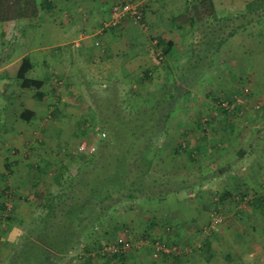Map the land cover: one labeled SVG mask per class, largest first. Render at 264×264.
Listing matches in <instances>:
<instances>
[{"label": "crops", "instance_id": "crops-1", "mask_svg": "<svg viewBox=\"0 0 264 264\" xmlns=\"http://www.w3.org/2000/svg\"><path fill=\"white\" fill-rule=\"evenodd\" d=\"M44 1L43 9L34 18L0 21L1 93L8 98L7 103H11L9 111L7 104L3 108L6 123L13 118L15 109L19 111L18 126L27 122L22 118L23 113H33L28 122L33 119L36 121L43 113L44 98L39 92L33 88H22L21 83L13 82L24 58H29L32 62L29 72L32 71L34 76L29 78L43 80V87L51 85L53 79L55 81L59 77L66 86L81 87L83 82H88L87 85L92 89L99 84L107 85V89L110 85L118 86L119 89L126 85L135 86L136 79L143 72L149 71L152 79L161 69L152 38H163L176 43L170 36V30L181 28L182 23L178 20L183 13L178 0H136L141 4L147 30L130 22L124 23L122 27L104 28L114 0ZM214 3L216 5L215 0ZM225 48L222 46L219 51L223 53ZM253 56L251 55L250 60L253 58L254 65L246 60L236 61L237 70L232 73H228L229 65L225 63L227 74L231 78L229 80H220L216 72L211 74L207 69L205 78L210 83L211 92H216L212 100L207 97V101L211 100L207 106L203 103L200 107L198 105V78H189L193 86L191 91L194 92L192 99L190 98V119L194 118L189 127H186L188 132L176 130L183 135L194 134V137L190 136L188 144L195 151V158L192 157L189 164H186V167L189 166L187 181L180 182H191L194 187L191 188L195 191L188 196L172 195V202L167 201L168 195L160 201H163L166 208L165 215H170L172 219L169 220L170 223L179 230L186 229L188 224L197 226L206 223L215 204L220 206L225 215L219 230L204 237V245L198 244L201 245L200 254L191 257L193 260L189 259L191 264H196L195 261L197 264L208 263L214 252L211 247L220 243L217 237L220 232L231 249L230 253L225 252L228 257L232 254L240 262L244 256L263 253L264 91L258 96L253 93L258 88L264 90V62L255 61ZM214 65L213 68L217 70L218 64ZM165 67L174 70L176 64L169 62ZM198 67V64L196 68L190 65L191 69ZM40 70L44 73H40ZM221 70L225 72L224 69ZM239 83L246 90L250 88L251 95H241L238 101L232 100L236 104V115L231 118V114L227 112L229 110L217 103L237 90L240 92L242 89H239ZM256 98L263 109L261 113L252 109ZM204 111H207L209 121L203 127L199 117L206 114ZM11 124L9 128L14 129L16 124ZM235 214L241 220H233ZM189 238L194 242L197 236L193 233ZM176 240L182 243V240L176 238L173 241ZM205 244H211V247L209 254L202 256L201 249ZM134 256H131L132 261L135 260ZM172 259L168 257L169 264H178L182 258L176 254ZM152 264H156V261Z\"/></svg>", "mask_w": 264, "mask_h": 264}, {"label": "rangeland", "instance_id": "rangeland-1", "mask_svg": "<svg viewBox=\"0 0 264 264\" xmlns=\"http://www.w3.org/2000/svg\"><path fill=\"white\" fill-rule=\"evenodd\" d=\"M178 1H180L181 9L185 13L187 6L192 0ZM215 1L217 11L219 16H221L223 14L236 13L244 10L246 3L251 0ZM215 27L213 25L212 29ZM170 31V36L175 39L176 43L174 44L176 45L168 53H165L163 48L156 46L154 42V40H157L156 38L153 37L151 41L153 47L156 49L155 56L161 66V69L157 72L158 74L152 76L151 80H147L144 85L145 87L142 89L138 85V81H136L137 84L135 86H121L117 90L119 96L116 101V108H114L115 111H121L123 114L130 112V108H128L126 103L128 102L126 100V91L129 88L136 89V92L139 94L136 96L139 102L145 97H152L155 100L156 91L157 95H159L161 93L160 90L166 85L171 86L173 89L174 87H179L176 89L179 92L178 94L188 91L184 99L176 98L177 108L167 122V135L160 139L158 146L160 151L150 173V176L155 178L157 183L165 180L171 181L172 183L187 181L189 177L187 175L189 173V166L186 167V164H189L190 158L186 154L178 155L173 151L182 142L189 146L190 136L194 137V134L189 135L185 133L183 135L177 131L178 129L187 131L188 129L186 127H189L190 121L194 118L192 117L190 119V98L193 97L194 92L191 91L193 86H191V80L189 78H198V105L200 107V104L203 103L207 106L216 95V92H211L210 83L205 78L206 75H204V72L207 69H210L211 74L216 72L218 79L229 80L231 78L227 74L225 63L229 65L228 71H230L228 73H232L233 70H237L235 65L236 61L238 62L240 60L242 62L246 60L251 65H254L253 58L250 60L251 55H254L255 61L264 62V18L229 38L223 45L226 47L224 52L218 51L213 58L208 53L209 50H206L208 45L212 44L211 34L206 25L201 24L200 26H196L192 22L182 23L181 28ZM209 47L212 49L213 46L211 45ZM253 50L255 51L253 54L249 53L253 52ZM169 62L176 64L174 71L168 70L165 67ZM211 62L218 64L217 70L213 68L215 63L212 64ZM196 64L199 66L197 69L190 68V65L196 68ZM221 69H224L225 72ZM201 70L202 72H200ZM169 71L171 74H169ZM40 73L43 74L44 71L40 70ZM33 76L34 73L30 71L28 77ZM13 82L19 84L20 80L14 77ZM52 82L51 85H47L40 90L45 93L41 118L36 121L33 119L30 122H23L24 124L18 126L19 111L17 112L16 109L12 115L16 119L12 118L10 121L8 120V123H6L7 117L4 119L3 108L7 104L9 111L11 103H7L8 98L4 97L1 93L3 81L0 79V124H2L0 125V264H11L12 259L17 253L21 255L27 248L33 251H42L47 258L53 257V259L49 260L50 264H152L154 261H156V264L157 262L158 264H165V262L169 264L168 257L173 260V255L176 254L182 258L178 264H191L189 263V259L193 260L191 257H197L200 254L199 247L204 245V237L213 235L215 231L219 230L222 223L216 229L206 234L204 228L211 223L212 218L210 215L206 223H197L199 226H196V224H188L186 229L179 230L176 225L170 223L169 220L172 221L170 215H165L166 211L164 210L163 201H160V199H152L149 201L146 197L136 200L124 199L116 202L100 222L97 223V217L92 222H88V230L80 237L81 240L76 247L68 253H61L55 256L52 254L54 248L44 249L45 246H42V243L34 245L36 242H31H39L41 232L38 231V228L40 226L41 228L46 226L39 220V216L42 214L41 211H43L39 208L38 204L39 192L42 190L45 191L46 189L53 193L59 191L60 186L53 182V176L57 170L58 172L61 170V167H57L60 161H69V156L72 154L71 172L72 174L76 172L79 164L73 161L74 157L80 154H91L87 153V151L81 152L79 150L81 143L85 141L87 145L97 148L100 133L96 125L98 117L90 115L91 110L95 109L98 111L97 104L99 103L101 111H103L107 95L109 98L111 96V90L107 89V85L99 84L94 89L87 85L89 84L88 82L87 84L83 82V86L81 87H77L76 85L66 86L61 77L55 81L53 79ZM12 87L14 88L15 86ZM239 89L242 90L239 92L236 89V92L230 94L228 97H224V100L238 101V97H241V95H251V89L246 90L241 83H239ZM259 89L255 90L253 94H257L258 96L264 91L262 88L261 90ZM34 90L32 89L31 91L34 92ZM35 91L38 93L37 90ZM207 97L211 100L207 101ZM36 98L39 97L37 96ZM137 101L136 103H138ZM220 101L217 103L218 105H221ZM254 102L256 103H254L252 108L253 111L261 113L263 109L259 106V100L256 98ZM235 111L234 109L229 110L228 114H231L229 117H234L236 115ZM204 112L206 114L199 117L203 127L209 121L207 111ZM85 118L89 120L88 126L92 127V129H89L86 138L81 134L79 129L80 123ZM11 122L14 125L16 124L14 129L9 128ZM95 152L96 149L92 153ZM62 172H64V167L59 172V175ZM202 181H204V178ZM191 187H193L191 182H185V184H179L176 187L175 184L172 185L165 190L168 195H166L167 201L172 202L174 200L170 197L172 195L183 194V196H188L190 192L195 191ZM87 189H89V186ZM155 189L157 190V188ZM112 195L113 198L109 202H105V204H109L113 199L120 197L119 194L113 193ZM2 205L5 207L1 208ZM91 212L93 213V211ZM233 217V220H241V217L237 216V214ZM57 228V226L55 228V225H53L51 229L57 230ZM46 232L43 233V236ZM48 233L53 234V231L48 230ZM193 233L197 238L194 242H191L189 237ZM220 233H217V237L220 239L219 245L211 247V244H205L206 246L204 248L202 246V256H205L207 253L209 254L208 250L210 247L214 250L211 259L208 263L204 262V264H264V246L263 253L248 257L244 256L240 262L232 254L231 257H228L225 252L230 253V248L227 246V239ZM175 238L182 240V243L177 240L173 241ZM66 239H63L61 245L65 244V242H74L69 237ZM120 240L128 241L131 244L132 250L130 249L125 254L126 257L116 262H109L105 257L98 254L97 251L100 250L103 244ZM29 242L31 244H28ZM42 242L44 243V241ZM157 242L165 244L171 249V252L158 251L156 246ZM167 255L172 256L167 257ZM131 256H134V261L131 260ZM15 260H17L15 264H24L25 259L18 258ZM194 263L197 264L196 261Z\"/></svg>", "mask_w": 264, "mask_h": 264}, {"label": "trees", "instance_id": "trees-1", "mask_svg": "<svg viewBox=\"0 0 264 264\" xmlns=\"http://www.w3.org/2000/svg\"><path fill=\"white\" fill-rule=\"evenodd\" d=\"M43 2L45 1L0 0V21L34 18L43 9ZM262 18H264V0H251L246 3L244 10L221 16H219L214 0H192L187 6V11L181 14L178 20L183 24L192 22L196 26L202 24L208 27L212 44L208 45L206 50H209L208 53L213 58L229 38L255 24L256 21L259 22ZM213 25L216 26L214 29H212ZM211 45L212 49L209 47ZM156 46L168 53L173 48L174 42L160 38L157 39ZM31 68L30 59L24 58L17 73L21 87L33 88L39 92L41 97H44L45 93L40 90L45 83L43 80L28 77L27 74ZM206 72L207 70L204 73ZM149 73L145 71L141 78L136 79L141 89L145 87L146 81L151 79ZM178 88L173 89L166 85L160 90L159 95L156 91L155 100L152 97H145L140 102L137 101L136 96L139 94L136 89L129 88L126 91L128 101L126 103L130 112L124 114L114 110L119 96L118 86H111L108 89L111 90V96L109 98L107 95L104 110L101 111L98 103V111L92 109L90 114L98 117L96 125L100 133L96 152L75 156L73 161L78 162L79 167L74 174L71 172L73 154L69 156V161H60L57 167H61V170L64 167V172L59 175L61 170L59 172L57 170L53 176V182L60 186L59 191L53 193L48 189H46L47 192L39 190L38 204L43 210L39 220L46 226L38 228L41 232L40 240L39 242L31 241L36 242L34 245L42 243V246H45L44 249L54 248L52 254L55 256L68 253L76 247L81 240L80 237L88 230V222H92L96 217L98 218L97 223L100 222L116 202L143 197L149 200L163 199L167 195L165 191L167 188L174 184L175 187L179 184L183 185L182 182L172 183L167 180L157 183L156 179L150 176L160 151L158 147L160 139L167 135V122L177 108L175 100L177 97L184 99L188 93L186 91V93L178 94L179 92L176 91ZM32 116L33 113L28 111L23 113L22 118L28 122ZM88 122L89 120L85 118L79 125L80 132L85 138L89 129H92L88 126ZM173 151L178 155L186 154L190 160L192 157L195 158V151L191 150L186 143H179ZM88 186L89 189H87ZM113 193L119 194L120 197L105 204L113 198ZM4 207L2 205L1 208ZM219 207L218 204L213 205L212 211L220 209ZM221 213L223 214L222 211ZM51 221H53L52 224H50ZM53 225L55 228L58 227L57 230L51 229ZM48 230L53 231V234H49ZM45 231L47 232L43 236ZM67 237L73 239L74 242H65L61 245L63 239L67 240ZM124 257H126L125 254H115L106 259L109 262H116ZM18 258H24V264H50L49 260L53 259V257L47 258L42 251H33L30 248L24 250L21 255L17 253L11 264L17 263L15 259Z\"/></svg>", "mask_w": 264, "mask_h": 264}, {"label": "built area", "instance_id": "built-area-1", "mask_svg": "<svg viewBox=\"0 0 264 264\" xmlns=\"http://www.w3.org/2000/svg\"><path fill=\"white\" fill-rule=\"evenodd\" d=\"M126 22L138 25L145 30L148 29L147 23L143 19V12L141 4L139 2H136L135 0H114L112 12L108 21L104 23V28L122 27ZM154 42L156 44L157 40H154ZM220 102L221 105H223L228 110H235L236 108V104L232 101H226L224 99H221ZM79 150L81 152L87 151V153H92L95 150V147L87 145V142L84 141L80 144ZM239 198L238 200L241 199ZM211 218L212 219L210 225L204 228V232L206 234L216 229L224 220L223 214L221 213L220 209L213 210L211 213ZM156 244L158 251H163L166 253L171 252V249L165 244H161L159 242H157ZM130 249L131 244L128 241L120 240L103 244L100 250H98L97 252L102 257L107 258L110 255L127 254Z\"/></svg>", "mask_w": 264, "mask_h": 264}]
</instances>
